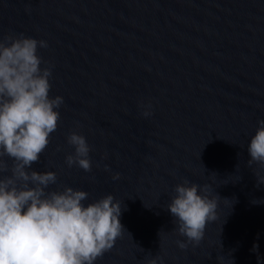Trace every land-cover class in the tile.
I'll return each instance as SVG.
<instances>
[{"label":"water","instance_id":"1","mask_svg":"<svg viewBox=\"0 0 264 264\" xmlns=\"http://www.w3.org/2000/svg\"><path fill=\"white\" fill-rule=\"evenodd\" d=\"M0 264H264V0H0Z\"/></svg>","mask_w":264,"mask_h":264}]
</instances>
